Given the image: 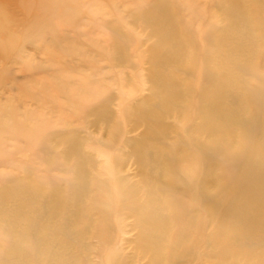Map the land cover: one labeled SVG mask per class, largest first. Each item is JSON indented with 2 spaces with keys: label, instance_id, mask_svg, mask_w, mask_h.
I'll return each mask as SVG.
<instances>
[{
  "label": "bare ground",
  "instance_id": "bare-ground-1",
  "mask_svg": "<svg viewBox=\"0 0 264 264\" xmlns=\"http://www.w3.org/2000/svg\"><path fill=\"white\" fill-rule=\"evenodd\" d=\"M167 1L168 0H154L151 4V9H149L150 11L147 10L148 13L145 12L144 18L142 17L144 19V26H145L143 28L144 29L146 28L149 30V32L147 33L146 36L148 38L149 37L154 38L153 43H151V45L146 47L147 50H146V52L144 51L145 52L144 58H143V53L142 52L140 53V54H142L141 60L144 61L145 65H146L145 71L143 73V78L145 79V82H146L145 84L148 85L146 95H142L135 102H127V101L124 102L123 99L117 100V106L120 108V110L118 113H115L111 107L113 106V103H114V100L116 97H114L108 91L105 92L106 89L104 91H101V93L97 92L98 89H100L101 87L106 85V83H105V85H103V82H105L106 80L105 79H103V80L102 79H94V78L91 79L90 77L86 76L84 79H81L83 81V87L80 86V88H79V86H77V88H79L80 90L76 89L75 91L78 92L79 96L81 95L82 99H84V97H86L87 99L93 98L94 100H92V102H90V103H86L85 106H81L82 107L81 109H83V110L81 113H78V109H80L79 102H81L82 99L80 98L79 102L78 101L76 102V100H78V99L73 100L74 96L71 97L72 95H70L72 92L69 94V96L66 94V96L64 98L65 102L67 103V101H68L70 103L69 105H71V104L75 105L76 104L75 105L76 107L73 111L70 110L73 115L71 116L70 115L71 113H70L69 117H68L69 119H66L67 117L63 118L64 119L63 120V124H64L63 127L64 128L61 131L59 130L60 128L57 129L59 132L57 133V137L53 141L55 146H57V145L59 147L63 146V149L61 151V155L63 157V160L65 161L63 163H65V164L68 163L67 165L70 164V167L68 168L70 178L68 179V181L66 183L67 184L66 188L58 186V185L51 187L47 191H42L40 189H31L30 188L32 191L30 189H29V191H31L32 193L29 194L28 197L30 200H32L31 201L32 203H28V205L31 204L28 206V205L23 203V202L27 203V200L25 199L27 197L26 195H23L22 193L20 195L12 193V194H14V195H12L10 192V189L5 187L8 184L3 186V187H0V233L2 235H5L8 237V242H9L8 247H10L9 248V255L12 259L15 260L14 261L15 263L12 261H8L7 259H3L4 257H2V255L0 254L2 257V258L0 257V260H1L0 264H5L6 262H8V263L12 262V264H23V262H25V259L27 257L28 252H26L27 249L26 250L24 249L25 247L22 248L23 245L20 244V241H22L24 244L25 243L24 241L26 238H27V242H30V240H32L35 243V245H36V243L41 245V247H40L37 244L36 246H38V247H36V248H42V251H40V252H42L43 254L48 253L51 249L56 250L55 246L57 247V249L59 248L61 250V252L63 250H65V248H66L65 251L67 252V250H69L68 248H70V247L64 248V246H66V245L61 246L60 244H59L60 246L58 247V245H57L58 242L56 243L54 241V238H56L57 236H58V238L61 237L58 234L69 236L72 232L68 228H66L68 225H73V224L79 225L80 223L86 221L87 216H89V215L84 214L85 210H86L84 207L86 205L85 202L88 199H90V197L92 196L91 186H93V184L99 191H101V188H103V191H104V188L108 189V191L111 188H116L117 194L119 196V201H120L119 203L121 204V207H119V209L120 208H123V209L128 208L127 209L129 211L128 213L130 214L131 219H132V222L130 223L131 227L130 226H128V227H130L133 230L136 229L138 231V235H137L136 239L133 240L137 250H139L142 253L141 254L142 256H145V253H151L153 258L158 257L155 264H190V257L193 259V257L195 256V255H193L194 249L192 248L193 250H190V248H189V250L192 251L193 253H190V251H185L186 254L184 252V255H186L185 256L186 259L185 260L183 259L184 260L183 261L182 259L179 258L182 253L180 254V256L179 255L177 256L175 254V251L178 250L176 247L179 246L178 241L172 242V241L168 240L169 233L175 229V228H173L172 224H170V221H171L170 219H172V218L170 217L169 213H171V214L174 213V212H170L172 210L171 206L172 207H174V206L179 207L181 210H183V212L186 210L187 214L189 216L188 219L191 216L194 220L196 218V215H198V214H196V210H199L196 208H201V210L203 211V213L205 214V216L207 218L206 220L208 221L209 226H211L212 230H214L216 237L218 239L227 238L230 240V242H232V244L237 243L239 240V237L250 238L249 234L251 232H252L251 234H253L255 232V231H252L253 229L256 230V228H257V229L264 232V118L261 116L262 112H263V111L261 112V110L263 109V104H264V100H263L264 99L263 98L264 97V86H262L261 83L264 84V81L262 82V80H261L262 75L259 76L258 74L254 73L252 71V68L257 63L254 66H252V68L250 66V65H252L251 64L252 59L258 58L257 56H259V55H261V57H262V55L264 56V19L260 23L259 28H255L256 27V26L254 27V25H256V24H254L255 22L250 23V20L246 16L247 12H246V8H244V4L242 3V0H225L224 1V3H223L224 12L223 11L222 12L224 13L225 24H223V22H222L223 25L221 24V26H217V27L214 26L212 23L209 25L207 24L208 27L206 26V29L202 35V37H203L202 43H203L204 48L201 52V67H200L199 79H198V82H199L198 85L201 88H199V90H197V92H195V91H193L194 84H193V86L190 84V78H191L190 77L191 76V70L190 69L192 68V67H190V63L192 61H194L193 59H195L200 54V51H199V54L196 56V51L198 48L200 49V47L199 46H198V48L194 47V44L196 43V41L198 42V39L200 40L201 37L200 38L198 37L196 40V36L194 35L195 41L190 39V40H188L189 41L188 43H187V41L184 42L182 40L181 36L184 34L187 35V33L183 34L181 31V33H182V35H181L180 31L177 28L178 25L176 26L175 21H173L174 17L172 18V16H171V11L175 7H172V5L169 4ZM60 2L61 1H59V3ZM196 2H200V1L196 0L193 3L196 5ZM133 3H135V2H133ZM188 3L190 6V2H188ZM188 3H187V5H188ZM184 4L182 5L183 7H184ZM255 4L258 6V9L261 10L259 12L263 13L264 1L263 0H255ZM49 6L50 5L48 4V1L47 2L46 1L41 2L38 5V7L40 9H42L41 12L46 11L49 8ZM59 6H61V5H59ZM180 8H181V6H179V11L181 10ZM185 8H187V7H185ZM197 8H198V6H196V10H197L196 12L198 13L200 8H199V10ZM176 9H174V10H176ZM201 9H202V7H201ZM95 11H97V10H95ZM177 11L178 10H176V12ZM256 11H257V9L255 10V15H256ZM61 12H62V10H61ZM182 12H184V10H182ZM39 13L40 12L38 10L34 17L32 15L33 19H31V20H29L28 18L23 20L26 22V24L29 23L26 25V27L28 26L25 30L26 35H28V34L34 35L38 32V30H42L46 27V25H45L46 22H43V20L38 18ZM58 13H60V12L58 11ZM93 13L94 12L92 11V14ZM95 13H97V12H95ZM181 13H180V16H181ZM202 13L203 12L201 11V14ZM184 14H186V13L184 12ZM199 14L198 15L194 14V15L198 16V17L195 16V18L196 19L198 18V20L201 19V21H202V15L200 14L201 18H199ZM7 15H8V13H7L6 7L1 5V7H0V31L10 32V30L12 29L11 28L12 25L17 24L16 20L10 19ZM53 16L54 17L56 16L55 13L53 14ZM262 16H264V13ZM100 17H98V18L100 19ZM184 17L186 19H188L187 16H184ZM205 17H206V14H205ZM253 17L257 18L256 16H253ZM260 18L262 19V17H260ZM261 19H259V21H261ZM139 21H140V19H139ZM192 21H195V19L193 18ZM197 23L199 24L198 21H197ZM252 23L254 25H251ZM104 24H106V22ZM111 24H113V23L111 22ZM135 24H137V22ZM181 24H182V22H181ZM198 24H196V25L198 26ZM107 25H109V24H107ZM186 25H187V23H185V26ZM190 25H187V27H188L187 30L189 29V27L192 26V25L191 26ZM196 25L194 27H196ZM200 25H201V23H200ZM215 25H217V24H215ZM218 25H220V24H218ZM137 26H139V25L137 24ZM182 26H178V27H182ZM185 26H183V27H185ZM48 27L49 26H47V28ZM110 29H112V28H110ZM110 29H108V30H110ZM183 29L185 30L186 28H183ZM196 29H194L195 31L192 30L194 32V34L195 33L197 34V31L199 30L198 29L196 31ZM113 30H111V32ZM118 30H120V29L117 28L116 32ZM184 30H183V32L186 31V30L185 31ZM189 30H191V29H189ZM120 32H122V31H120ZM118 33L119 32H117V34ZM112 34L109 37H112ZM120 35H121V33H120ZM185 35H184V37H185ZM115 36L118 37L117 35H115ZM124 36L125 35L123 33V37H120V39L121 40H122V38L124 39ZM127 37H129V35ZM190 37H188V38H190ZM118 38H116V39L118 40ZM113 39H111L110 41H112ZM120 39L117 41L118 43H119ZM113 41H115V40H113ZM113 41H112V43H113ZM115 42H114V46L117 45ZM259 42H262L263 49H259V47H258ZM121 43H119V45H117L118 46L117 51H119V54H116V55H118L117 58H115L114 60L111 59L110 62L112 60H113V62L116 61L118 63L117 67H118V65H120V67L123 68V66H121V65L123 64V62L125 61V58H127V55H128L127 54L125 57L126 53H124L123 50L127 45H129V47H132V46H130V41L127 45H124L125 44L124 43L123 44L124 47L120 46ZM197 45H199V44H197ZM114 48H116V47H114ZM195 49H196V51H195ZM76 50H77V48H76ZM114 51H116V49H114ZM128 51H130V50H128ZM74 52H75L74 54L77 55L76 51H74ZM116 55H115V57H116ZM78 56H80V55H78ZM130 58L131 57L129 56V59ZM255 62H256V60L254 61V63ZM257 62H260V61L257 60ZM197 63L198 62H196V65H198ZM257 65H259V64H257ZM129 67H130V69H133L134 67H136V65H134L130 62ZM253 70H254V68H253ZM93 71H94V74H98L101 72L98 69H93ZM121 72H123V71H121ZM68 74H70V73H68ZM123 74H125V71ZM79 75L81 76V74H79ZM137 75L139 77V74H137ZM196 75L197 74H195L194 76H196ZM70 76H72V75L70 74ZM248 76L254 78V81L252 80L254 82V84L248 83V80H247ZM82 77H84V76H82ZM91 77H93V76H91ZM141 77L142 76L139 77L140 80H142ZM74 78L76 79V76ZM127 78L128 77H125L124 80ZM60 79H61V77H60ZM75 79H74V81H75ZM78 79L80 80V78H78ZM64 80H66V79H64ZM67 81H69V85H73V78H72V84H71V81L69 79ZM78 81H75L74 84H77V83L80 84ZM142 81H144V80H142ZM56 82H57V78H56ZM58 82H59V80H58ZM118 82H121V81L118 80ZM123 82H125V81H123ZM131 82H134V80ZM57 84H59V83H57ZM120 84H122V83H120ZM120 84H119V86H120ZM42 85L44 86V84H42ZM67 85H68V83L66 84V86ZM127 85H124V86H127ZM132 85H133V83H132ZM134 85L137 88L136 84H134ZM68 86H67V88H68ZM131 86L129 84V87H131ZM41 87H39V89H41ZM197 87H198L197 84H195V88H197ZM42 88L44 90L46 89L44 87H42ZM131 88H134V87H131ZM59 89H60V87H59ZM91 90H93V91H91ZM130 90H132V89H130ZM65 91L67 92V90H65ZM125 91H127V93L129 92L128 89ZM129 93H131V92H129ZM118 96L121 97V95H119V94H118ZM191 97H193V98L195 97L196 104H195L194 108L192 106L193 102L191 100ZM82 103H83V101H82ZM67 107L68 106H66V108ZM6 108H7V106H6ZM249 108H252L254 110L251 112L252 117L255 118V120L253 121V125H251V122H250V125H247L246 123H244L240 119L241 113L243 111H246ZM126 109H128V110H126ZM190 111H192V113L194 112L193 115H196L195 119H197V120L195 122L192 121V115H190ZM260 112H261V114H260ZM12 113H15V112H10V113L9 112H4V113L2 112V115L0 117L2 118V117H5L6 115L7 116L15 115ZM29 113H30V111H29ZM249 113H250V111H249ZM19 115H20V113H19ZM28 115H27V118H29ZM35 115H37V114H35ZM24 117H25V113H24ZM34 118H36V117H34ZM119 118H122V120L123 119L127 120V122L130 123V125H128V130L125 131V135L124 134L122 135V133H121L120 123L118 122ZM25 119H26V117H25ZM168 119H170V122ZM32 120H35V119H32ZM37 120H39V118H37ZM73 121H76L78 123V124L76 123L77 127H79L78 125L80 122H81V125H82V122H85L86 124H88L87 125V132L88 133H86L85 135H80V132H79L80 129L77 130V128L72 127L71 124H73L72 123ZM34 122H33V124H34ZM24 124H26V123H24ZM92 126L96 127L95 131H97V129L99 127L102 128L103 136L100 139H97V138L95 139V137L93 136V133L90 130V127H92ZM122 126H124V125H122ZM20 129H21V127H20ZM138 129H140V132L139 133L137 132L138 133L137 136L129 137L130 133H132L133 131L135 132ZM82 130H83V128H82ZM122 130H124V129H122ZM91 133H92V135H91ZM18 134H22V133L19 132ZM126 134H128V135H126ZM120 137H121V143L122 144H120L119 146H121V148L117 147L116 150L118 153L126 151L125 152L126 154L123 153L124 154L123 162L119 161L118 163L115 162V164H114V167L116 168L115 170L117 172H116V175L114 176V187H113L112 185L109 186V183H108V181L110 182L111 180L108 179V181H106L104 179L93 178L91 176V170H94V171L98 170V166L100 165L99 160H102V158H103L102 157L101 159L97 160V159H94V155L97 153H100V151H102L103 149L101 150V147H99L100 148L99 150L97 148L94 150L92 149L91 151L95 152V154L92 155L93 152L89 153L90 150L87 151L84 147L86 145H88V143H93V142L95 144L101 143L105 146L106 145L107 146L114 145V143H116L117 139ZM6 143H7V141H6ZM16 144H15V146H17ZM0 146H1V144H0ZM55 146H53V147H55ZM2 147H4V145ZM11 147L12 148L14 147V145H12V143H11V146H9V148H11ZM86 147H88V146H86ZM6 149H7V147H6ZM49 150L50 149H45L43 147L42 149L39 150V153H41V154H39V153H36V154L41 155V159H43V161H44V159L47 160V157L50 156ZM96 150H98L99 152H97ZM16 152L14 151L13 153H16ZM57 152H58V150H57ZM104 152L105 151L103 150V153ZM9 154H10V152H9ZM11 154H12V152H11ZM100 154H102V153H100ZM100 154H98V156ZM114 154H115V152H114ZM42 155L44 158H42ZM106 155H107V153H106ZM56 156L58 157V155H56ZM8 157H9V155L7 154L6 158H8ZM11 159H13V157L9 158V161H8L9 163H10ZM51 159L48 158V160H47L48 168L50 167V168H53L56 170L60 169L61 168L60 164L56 163L55 162L56 160L54 161V159H53V161H52ZM110 160H111V158H110ZM212 161H217L218 163H216V164L220 165V166H218V165L214 164V165L218 166L219 168H221L222 171L220 174L218 172L217 173L215 172V169L212 165ZM100 162H103V161H100ZM9 163H8V165H10ZM104 163H102V165H104ZM5 164H6V162H5ZM5 164H3V165H5ZM39 165L37 164L36 168H39L38 167ZM20 166H22V165H20ZM24 166L25 165H23V168H24ZM26 167H28V166L26 165L25 168ZM32 169H30V170H32ZM128 170H131L132 173H130V172L128 173L127 172ZM35 171H36V169H35ZM65 171L67 173V170H65ZM105 171H106V168H105ZM118 171H121V172L123 171V172L118 174L119 173ZM32 172H33V170H32ZM96 172H98V171H96ZM100 174H103V173H100ZM0 176H2V175H0ZM4 176L7 177V175H4ZM10 176H12V175H10ZM35 176H37V175L35 174ZM38 176L41 177L40 175H38ZM12 178H14V177H12ZM31 178H32V176H31ZM45 178H42V179H45ZM6 179H8V177ZM6 179H5V182L7 181ZM26 180L24 179V181H26ZM36 180H38V179H36ZM9 182H11V181L9 180ZM26 182H24V183H26ZM32 183H34V179H33ZM36 183H35V185L40 184L39 182L37 184ZM12 184L18 186V184H15V182H13ZM66 184H64V185H66ZM14 185H12V186H14ZM9 186H11V185L9 184ZM26 186L32 187L33 185L28 184ZM25 189L26 188H24V190ZM99 191H98V193L100 194ZM15 195H17L18 198L19 197L20 198L19 199L14 198V197H16ZM8 196H9V198H11V196H14L13 197L14 199H12L14 201H12L10 199L11 200L10 202H15V203H13L12 207H11V203H10L9 207H11V208H6V206H4V205H6L5 201H6ZM105 196H106V194H104V197ZM96 197H97V195H96ZM98 197H100V195ZM15 199H17V200H15ZM23 199H25V201H23ZM109 199H112V198H108V201H109ZM115 199H117V198H115ZM104 200H105V198H104ZM7 201L9 202V200H7ZM100 201L102 203L101 199H100ZM106 201H107V199H106ZM113 203L111 205H113ZM222 203H224V204L221 205ZM108 204H109V202H108ZM120 204H119V206H120ZM7 205H8V203H7ZM190 206H192L191 209H190ZM89 207L91 208L90 205H89ZM96 207H98V206L96 205ZM96 207L94 205L93 210L94 209L96 210L97 209ZM101 209H102V206H101ZM105 209H106V207H105ZM190 210H191V212H190ZM88 211L90 212V210H87V212ZM92 212L93 211H91V214H92ZM104 212H103V214H106ZM120 212L121 211H118V217L117 218L120 217L119 216ZM124 212H126V211H124ZM124 212L122 211V213H124ZM198 213L202 214V212H200V211ZM98 214L100 215V214H102V212L98 213ZM98 214H97V216H98ZM177 214L179 215V212ZM184 214L182 213L183 218L185 217V215H187V214H185V215ZM176 215H174V216H176ZM97 216H95L94 218H96ZM182 216L180 213L179 217L181 218ZM104 217H106V216H104ZM122 217L125 218V216H121L120 218L122 219ZM91 218H92V216H91ZM117 218H116V222H118L117 220H119ZM124 218H123V220H124ZM173 219H175V217H173ZM177 219H179V218L177 217L175 219V221ZM24 220H25V222H27V224L26 225L24 224L25 226L23 225V223H22L23 226L19 225L18 222L19 221L23 222ZM99 220H101V219H99ZM99 220H97V221L99 222ZM102 220H103V218H102ZM108 220L110 221L109 217H108ZM190 220H191V218H190ZM125 221H127V220H125ZM179 221L180 222H178V224L181 223V221L184 223L185 219L184 220L180 219ZM171 222L173 223V221H171ZM59 223H61L62 226L64 225V228L61 229V226L59 225ZM89 223H88V225L91 224V223L90 224ZM92 223H94V222H92ZM97 223H95V224L97 225ZM101 223H104V221L103 222L101 221ZM175 223H177V222H175ZM189 223H190V221H189ZM40 224H42L43 227H44V224H46L47 226H49L48 228H50L51 230H48V233L46 231V233H44L45 234L44 235L42 232H40L41 231L39 229ZM55 224L60 226V228L56 227V229H54L56 226ZM84 224H82V225L86 226V223H84ZM99 224H98V227H99ZM110 224H111V222H110ZM185 224L187 225V219H186ZM191 224L193 225V223H191ZM42 225H41V227H42ZM108 225H109V222H108ZM182 226H183V224H182ZM182 226L180 228H182ZM86 227H85V229H86ZM98 227H96V228L98 229ZM128 227H127V230H128ZM204 227H205V224H204ZM57 228H59V229H57ZM74 228H77V227H74ZM91 228L92 227L90 226V230L92 231ZM108 228H109V226H108ZM180 228L178 227V230ZM194 228H196V227H191V230ZM251 228H253V229L250 230L251 232H249L248 229H251ZM82 229H84V227ZM85 229H84V231L81 230V232L79 231V229H77V230L80 232V235L82 233L85 236V234H86ZM88 229H87V231H88ZM107 229H105V230H107ZM187 229L188 228L186 226V229H184L185 230L184 233L187 231ZM246 230H248L249 234H248V232H246L242 236V234H240V232H244ZM259 230H257V231H259ZM44 231H45V227H44ZM94 231H96V230H94ZM113 231H114V227H113ZM103 232H105V231H103ZM103 232H100V233L102 234ZM105 233H107V232H105ZM178 233L182 235V232L181 233L178 232ZM187 233L189 235L190 232L188 231ZM1 234H0V238L2 237L1 239H4L5 236L3 238V236ZM77 234H79V233H77ZM108 234H110V233H108ZM261 234L259 236L260 237L259 240L261 239ZM103 235H104V233H103ZM211 235H212V233H211ZM263 235L264 234H262V236ZM67 236H66V239H67ZM183 236H186L187 237L186 240H188L189 237L187 235L183 234ZM7 237H6V239H4L5 243L7 242ZM82 237H81V239H82ZM85 237H83V238H85ZM176 237H177V235L176 236L174 235L173 236L174 239H172V240L175 241ZM28 238L30 240H28ZM69 238H68V243H69ZM98 238H99V235H98ZM212 238H214L213 235H212ZM254 238L258 239L253 234L252 238H250V239L252 240ZM176 239H179V238H176ZM76 240H78V239L76 238ZM99 240H101V238H99ZM180 240H182V239H180ZM203 240H204V243H203L204 246L203 245L202 246L204 248V247L208 246L209 244H207L205 246V244H206L205 241H207L206 237ZM259 240H257V241L260 242ZM263 240L264 239H262V241ZM42 241L48 243L49 247H47L45 245L46 248H48V249H46L42 246V244H43V243L41 244ZM53 241L56 243L55 246L53 245V243H54ZM73 241H75V240H73ZM133 241H131V243ZM210 241L211 240H209V242ZM252 241L255 242L256 240L255 241L252 240ZM0 242H1L0 244H2L3 240ZM80 242L86 243V242H89V240L84 241L82 239V241L80 240ZM80 242L76 241L77 244ZM240 242H238V244ZM112 243L113 242H111V244ZM183 243L186 244V241ZM191 243H192V241H191ZM27 244L29 246V243H27ZM187 244H188V242H187ZM229 244H231V243H229ZM259 244H262V243H259ZM7 245L5 244V246H7ZM69 245H72V242ZM86 245H87V243H86ZM189 245H191V244H189ZM213 245H215V243ZM222 245H223V243H222ZM222 245L220 246L221 249H222ZM256 245H258V244H256ZM77 246H79V244ZM89 246H87L88 250L90 249ZM181 246H183V245H181ZM195 246H196V244H195ZM212 246L210 247V245H209L210 249H213ZM250 246H252V245H250ZM0 247L3 248L1 245H0ZM74 247H76V246H74ZM80 247L81 246H79V248ZM123 247H125V246H123ZM94 248H92V250ZM127 248L125 250H127ZM129 248H130V246H129ZM166 248H168V250L170 249V251L168 252L166 250ZM175 248H176V250H175ZM253 248L255 249L256 247H253ZM71 249L73 250V248H71ZM83 249L84 248H82V251L79 249L80 251L78 252L74 248L75 255L83 252ZM199 249H201V248L199 247ZM199 249H197V250L199 251ZM225 249L228 250L227 248H225ZM225 249H224V252H225ZM77 250H78V248H77ZM90 250H89V253L90 252L92 253V251H90ZM0 251L2 252V249ZM117 251H118V249L116 250V252ZM198 251H197V253H198ZM164 252L165 253L167 252V256L165 258L166 261H164L162 259V256H163L162 254H164ZM200 252H201V250H200ZM202 252L204 253V251H202ZM211 252L214 253V256L220 255V253H221V251L220 252L217 251L218 254L215 255V253H217V252H214L213 250ZM229 252L230 251H228V254H229ZM56 253H58V252H56ZM70 253H72V252H70ZM93 253H95V249H94ZM203 253H201V254H203ZM7 254H8V252H7ZM43 254H41V255H43ZM151 254H149V255H151ZM206 254H207V251H206ZM206 254H205V256H206ZM228 254H227V257H228ZM45 255L47 256V254H44V257H45ZM52 255H54V254H52ZM52 255H48L49 256V263H53V258L50 260V256H52ZM81 255L85 256L83 253H81ZM81 255H80V257H83ZM135 255H136V253H135ZM199 255L200 254H198V256ZM209 255H211V257L213 256L211 253H209ZM56 256H57V254H56ZM65 256L67 257L68 254ZM72 256L73 257H71V254H69V257L71 259L73 258V260H75L76 257L74 258V255H72ZM236 256H237V254H236ZM58 257L57 258L60 259V256H58ZM89 257H87V258H89ZM109 257H113V255H111V256L109 255L108 258ZM202 257H201L202 263H204L205 261L203 262ZM229 257H231V256L229 255ZM261 257L263 258V256H261ZM134 258L135 257H133V256H129L130 260L127 264H134L135 263ZM147 258H149V257H147ZM153 258H150V260H153ZM195 258L196 257H194V259ZM216 258L217 257H215V260H216ZM255 258H253V259H255ZM16 259H18V261H16ZM71 259L68 258L67 260L69 261ZM76 259L77 260H75V262L73 261L75 264L78 263L77 262L78 258H76ZM36 260H38V259H36ZM62 260H63V256H62ZM64 260H66V259H64ZM206 260H208V259H206ZM231 260H232V258H231ZM236 260H237V258H236ZM111 261H113V260H111ZM242 261H244V260H242ZM251 261H249L248 263H251ZM125 262H126V260H125ZM138 262H140V261H138ZM246 262H247V260H246ZM70 263H71V261H70ZM87 263H88V261L86 262V264ZM153 263L154 262L151 261V264H153ZM200 263H201V261H200ZM208 263H209V260L207 261L206 264H208ZM210 263H212V261H210ZM218 263H220L219 260H218ZM218 263H213V264H218ZM230 263L232 264V262H230ZM235 263H236V261L234 262V264ZM9 264H11V263H9ZM64 264H66V263H64Z\"/></svg>",
  "mask_w": 264,
  "mask_h": 264
},
{
  "label": "rangeland",
  "instance_id": "rangeland-1",
  "mask_svg": "<svg viewBox=\"0 0 264 264\" xmlns=\"http://www.w3.org/2000/svg\"><path fill=\"white\" fill-rule=\"evenodd\" d=\"M45 1L46 2L48 1V4L50 6L46 11L41 12L42 9H40L38 7V5L41 2H45ZM45 1L44 0H0V7H1V5L6 7V10L8 13L7 16L10 19H14L17 21V24L12 25V27H11L12 29L10 30V32L0 31V108H1L0 109V116L2 115V112L3 113L4 112H9V113L15 112V113H12V114H15L13 116H11V115L7 116L6 115L5 117H2V118L0 117V144H1V146H0V175H2V176H0V187H3V186L8 184L5 187L10 189L11 194L15 193L17 195H20L22 193L23 195H26L27 197L25 199L27 200V203L23 202L26 205H28V203H32L31 202L32 200H30L28 197V195L32 193L31 189H40L42 191H47L51 187L57 186V185L66 188V186H67L66 183H67L68 179L70 178V174L68 172V168L70 167V164L67 165L68 163L67 164L63 163L65 161L63 160V157L61 155V151L63 149V146L59 147L57 145L58 146L57 147L53 143L54 139L57 137V133L59 132L57 129L60 128L59 130L61 131L64 128L63 127L64 126V124H63L64 119L63 118L67 117L66 119H69L68 118L69 114L71 113L70 115L72 116L73 114L71 111H73L76 107L75 106L76 104L75 105L71 104L72 105L71 106V105H69L70 103L68 101H67V103L65 102L64 98H65L66 94L69 96V94L72 92L74 95L72 93L70 95H72L71 97L74 96L73 100L78 99V100H76V102L77 101L79 102L80 98L82 99V97H81V95L79 96L78 92H76L75 90L79 89L80 86L83 87V81L81 79H84L86 76L90 77L91 79L92 78L102 79V80L105 79L106 81L103 82V85H105V83H106V85L101 87L100 89H98V90L96 89V90L98 93H101V91H104L106 89L105 92L108 91L114 97L117 98V99L115 98L113 106L111 108L115 113H118L120 108L117 106V100L123 99L124 102L125 101L135 102L142 95L147 94L148 85L145 84L146 82H145V79L143 78V73L145 71L146 65H145L144 61L141 60L142 54H140V53L141 52L143 53V58H144V54L147 50L146 47L151 45V43H153V41H154L153 37L148 38L146 36L147 33L149 32V30L146 28H145L146 29L145 30L143 28V27H145L144 26V19H143L145 16V12L148 13L147 10L150 11L149 9H151V4L154 0H145V1L144 0H45ZM59 1H61V2L59 3ZM185 1L187 3L190 2V6H189V3L187 5V3ZM195 1L196 0H168L167 2L169 4H171L172 7H175L171 11V16H172V18L174 17L173 21H175L176 26L177 25L178 26H182V25L185 26V23H187V25H190V24L192 25V26L190 25L191 27H189V29H191V30H189V29L187 30V28H188L187 25L185 27L182 26L183 28H186L185 29L186 31L182 27L177 26L180 33L182 31L183 34L187 33V35H188L187 36L184 34L185 35V37H184V35H182V33H181L182 36L181 35L180 36L182 37V40L184 42L187 41V43H188L189 42L188 40H190V39L195 41V36H196V40L198 37L199 38L201 37L200 40L198 39V42L196 41V43L194 44V47H197V48H198V46L200 47V49L198 48L199 50L197 49V51L195 49L196 56L199 54V51H200V54L197 56L198 58L196 57L195 59H193L194 61H192L190 63V67H192L190 69L191 70L190 84L192 86L194 84L193 91L197 92V90H199V88H201L198 85L199 84L198 79H199V71H200V67H201V52L204 48L203 43H202V38H203L202 35L206 29V26L208 27V25L211 23L216 27L221 26L222 22H223V24H225L224 13H223L224 12L223 3L225 0H197L200 2H196V5L193 3ZM133 2H135V3H133ZM242 3L244 4V8H246V12H247L246 16L250 20V23L255 22L254 24H256V25H254L252 23L251 25H254V27L256 26L255 28H259L260 23L264 19V16H262L264 11H263V13L259 12L261 10L258 9V6L255 4V0H252V1L251 0H242ZM183 4H184V7L182 6ZM199 4L200 5L202 4V5L200 6ZM59 5H61V6H59ZM179 6H181L180 11H179ZM196 6H198V8H197L198 10L200 8V10L203 12L202 14H201L200 10L198 11V13L196 12L197 11ZM185 7H187V8H185ZM201 7H202V9H201ZM174 9H176L178 11L176 12V10H174ZM256 9H257V11H256V15H255ZM38 10L40 12L38 18L43 20V22H46L45 23L46 27L42 30H38V32L34 35H30V34L26 35L25 30L28 27V26L26 27V25L29 23L26 24V22L23 20L26 18H28L29 20L33 19V17L35 16V14ZM61 10H62V12H61ZM95 10H97V11H95ZM182 10H184V12L186 14H184V12H182ZM58 11L60 13H58ZM92 11L94 12L93 14H92ZM95 12H97V13H95ZM54 13L56 15L55 17L53 16ZM180 13H181V16H180ZM199 13L202 15V21L203 22L201 21V19L198 20V18L197 19L195 18V16L198 15ZM194 14H196V15H194ZM200 14H199V18H201ZM205 14H206V17H205ZM32 15H33V17H32ZM184 16H187L188 19H186ZM253 16H256L257 18H255ZM98 17H100V19ZM196 17H198V16H196ZM260 17H262V19ZM138 18L140 19V21ZM193 18L195 19V21H192ZM259 19H261V21H259ZM196 20L199 22V24L197 23ZM105 22H106V24H104ZM111 22L113 24H111ZM136 22L139 26H137V24H135ZM181 22H182V24H181ZM195 23L198 24V26ZM200 23H201V25H200ZM107 24H109V25H107ZM215 24H217V25H215ZM218 24H220V25H218ZM195 25H196V27H194ZM47 26H49V27L47 28ZM110 28H112V29H110ZM114 28L116 30H117V28L120 29L117 31V32H119L118 33L119 35L117 34V32ZM108 29H110V30H108ZM194 29H196V31L199 29L197 31V34L196 33L194 34V32L192 31ZM111 30H113V31L111 32ZM183 30L185 32H183ZM120 31H122V32H120ZM120 33H121V35H120ZM123 33L125 35L124 36L125 40L123 38H122V40L120 39V37H123ZM111 34H112V37L114 39L112 37H109V36H111ZM114 34L117 35L119 38L116 37ZM126 35L127 36L129 35V37H127ZM188 37H190V38H188ZM110 38L115 40L116 42L112 40L113 41V43H112V41H110L111 40ZM116 38H118V40L120 39L119 43L122 42L120 46L124 47L123 44L125 43L124 45H127L129 43V41H130V46H132V47H129V45H127L123 50V52L126 53L125 57L127 54L131 57L129 59V56L127 55V58H125V61L121 65V66H123V68L120 67V65H118V67H117L118 63L116 61L113 62V60L115 58H117V56H118L116 54H119V51H117V48H118L117 45H119V43L117 42L118 40ZM114 42L117 44V45L115 44L116 46H114ZM197 44H199V45H197ZM114 47H116V48H114ZM258 47H259V49H263L262 42L258 43ZM76 48H77V50H76ZM114 49H116V51H114ZM128 50H130V51H128ZM74 51H76L77 55L74 54L75 53ZM78 55H80V56H78ZM115 55H116V57H115ZM257 57L258 58L252 59L253 63L251 62L252 65H250V66L252 68V66H254L256 63L259 64V65L256 64L257 66L255 65L256 67L254 66L253 67L254 70L252 68V71L254 73L258 74L259 76L262 75L261 80L263 82L264 81V78H263L264 77V75H263L264 74V56L262 55V57H261V55H259ZM111 59H113V60L110 62ZM255 60H256V62L254 63ZM257 60H259L260 62H257ZM130 62L132 64L136 65V67H134L135 69L134 68L130 69V67H129ZM196 62H198L197 63L198 65H196ZM93 69H98L101 72L98 74H94ZM121 71H123V72H121ZM124 71H125V74H123ZM68 73H70L72 76H70V74H68ZM79 74H81V76ZM137 74H139V77L142 76L141 78L144 81L140 80V78L138 77ZM195 74H197V75L194 76ZM75 76H76V79L74 78ZM82 76H84V77H82ZM91 76H93V77H91ZM60 77H61V79H60ZM125 77H128V78L124 80ZM56 78H57V82H56ZM72 78H73V85H69V81H67V80L69 79L71 81V84H72ZM78 78H80V80ZM251 78L252 77H249V76L247 77L248 83L254 84V82H253L254 78H252V79ZM64 79H66V80H64ZM74 79H75V81L79 80L78 82L80 84H78V83L74 84V82H75ZM58 80H59V82H58ZM118 80H120L121 82H118ZM133 80H134V82H131ZM123 81H125L126 83ZM57 83H59V84H57ZM67 83L69 85V86L67 85L68 88L66 86ZM120 83H122V84H120ZM128 83L130 84V86L132 85V83H133V85L136 84L137 88L135 87V85L131 86L134 88L129 87ZM42 84H44V86ZM119 84H120V86L121 85L122 86L120 87ZM195 84H197V86H198L197 88H195ZM261 84H262V86H264L263 83H261ZM124 85H127V86H124ZM41 86L46 88V89L44 90ZM77 86H79V88H77ZM39 87H41V89H39ZM59 87L61 90L59 89ZM125 87L131 93L128 92L129 93L128 94L127 91H125V90H127ZM130 89H132V90H130ZM65 90H67V92ZM91 91H93V90H91ZM118 94L121 95V97L118 96ZM84 100L85 101L87 100V101L85 102ZM92 100H94V99L93 98L87 99L86 97H84V99H82L81 102H79L80 109H78V113H81L83 110V109H81L82 108L81 106H85L86 103H90V102H92ZM191 100L193 102V103L192 102L191 103H192V106L194 108L195 104H196L195 97L194 98L191 97ZM82 101H83V103H82ZM65 105L68 107L66 108ZM6 106H7V108H6ZM126 110H128V109H126ZM29 111H30V113H29ZM249 111H250V113H249ZM252 111H254V110L252 108H249L246 111H243L240 115V119L244 123H246L247 125H250V122H251V125H253V121L255 120V118L252 117V114H251ZM261 112H262L261 116L264 118V115H263L264 114V104H263V109L261 110ZM261 112H260V114H261ZM19 113H20V115H19ZM24 113H25L26 119L24 117ZM35 114H37V115H35ZM193 114H194V112L192 113V111H190V115H192V121L195 122L197 119H195L196 115H193ZM27 115L29 116V118H27ZM34 117H36V118H34ZM37 118H39V120H37ZM32 119H35V120H32ZM168 120L170 122V119H168ZM33 122H34V124H33ZM118 122L120 123L122 135L123 134L125 135V131L128 130V125H130V123L127 122V120H124V119L122 120V118H119ZM24 123H26V124H24ZM72 123H73V124H71L72 127L77 128V130L80 129L79 130L80 135H85L86 133H88L87 132V125L88 124H86L85 122H82V125L80 122L78 125L79 127H77L76 121H73ZM122 125H124V126H122ZM20 127H21V129H20ZM82 128H83V130H82ZM99 128L97 129V131H95L96 127H94V126L90 127V130L93 133V136L95 137V139L96 138L100 139L103 136V130L101 127H99ZM122 129H124V130H122ZM19 132H21L22 134H18ZM133 132L130 133L131 135L129 134V137L137 136V134L140 132V129H138L134 133ZM92 133H91V135H92ZM126 135H128V134H126ZM6 141H7V143H6ZM11 143H12V145H14L13 148L12 147L9 148V146H11ZM15 144L17 146H15ZM120 144H122L121 143V137L117 139V142L114 143V145H110V146L106 145L105 146L101 143L95 144L93 142V143H88V145H86L88 147H86V146L84 147L87 151L90 150L89 153L93 152L92 155H94L95 152L91 151V150L92 149L94 150L96 148L99 150L100 149L99 147H101V150L103 149L107 153V155L105 152H104L105 153L104 154L103 150H102V151H100V153H102V154H100V153H97L99 151L96 150L97 154L94 155V159L99 160L103 157L102 160H99V163L102 167L99 165L98 170H95V171L91 170V176L93 178H100V179H104L106 181H108V179H109V180H111L110 182L108 181L109 186L112 185L113 187H114V176L116 175V172H117L115 170L116 168L114 167V164H115V162L118 163L119 161L123 162V159H124L123 153L126 152V151L119 152L120 154L117 152L116 148L117 147L121 148V146H119ZM3 145H4V147H2ZM53 146H55V147H53ZM6 147H7V149H6ZM43 147L45 149H50L49 150L50 156L47 157V160H48V158H50V159L52 158L51 159L52 161H53V159H54V161L56 160L55 162L59 163L61 166L60 169L56 170V169H53L50 167L48 168L47 160L44 159V161H43V159H41V155H39L41 153H39V150L42 149ZM57 150H58V152H57ZM14 151L15 152L17 151V152L13 153ZM9 152H10V154H9ZM11 152H12V154H11ZM114 152H115V154H114ZM36 153H39V154H36ZM7 154L9 155L8 158H6ZM98 154H100V155L98 156ZM56 155H58V157ZM10 156L13 157L14 160L11 159L10 163H9L8 161H9V158H11ZM42 158H44L43 155H42ZM110 158H111V160H110ZM100 161H103V162H100ZM5 162H6V164H5ZM2 163L5 165H3ZM8 163L10 165H8ZM102 163H104V165H102ZM216 163H218V162L212 161V165L215 169V172L216 173L218 172L220 174L222 170H221V168L218 167L220 165H218ZM19 164L22 166H20ZM37 164L38 165L40 164L38 166L39 168H36ZM214 164H216L218 166H216ZM23 165H25V166L27 165L28 167L25 168V166H24V168H25L24 169ZM105 168H106V171H105ZM30 169H32L33 172ZM35 169H36V171H35ZM65 170H67V173ZM96 171H98V172H96ZM118 172H119L118 174H120L123 171L122 172L118 171ZM127 172L132 173L131 170H128ZM34 173L37 176H35ZM100 173H103V174H100ZM4 175H7L8 179H6L7 177H5ZM10 175H12V176H10ZM38 175H40L41 177H39ZM31 176H32V178H31ZM12 177H14V178H12ZM42 178H45V179H42ZM5 179L7 180L6 181L7 183L5 182ZM24 179L25 180L27 179L26 180L27 182L24 181ZM33 179H34V183H32ZM36 179H38V180H36ZM9 180L11 182H9ZM37 181L41 185L37 184L38 183ZM13 182H15V184H18V186L12 184ZM24 182H26L27 184ZM35 183L37 185H35ZM9 184L11 186L14 185L15 187L14 186L11 187V186H9ZM28 184L29 185L31 184L33 186L32 187L26 186ZM64 184H66V185H64ZM23 187L26 188L27 190L26 189L24 190ZM29 189L31 191H29ZM111 189L108 191V189L104 188V191H103V188H101V191H99L94 186V184H93V186H91L92 196L90 197V199H88L85 202L86 205L84 207L86 209L84 214L89 215V216H87L86 221L80 223L79 225L78 224L68 225L66 228H68L73 234L71 233L69 236L58 234L61 237L58 238V236L57 237L55 236L56 238H54V241L56 243L58 242L57 243L58 247L60 245L61 246L66 245V246H64V248L70 247V248H68L69 250H67V252H66L65 251L66 248H65V250H63L61 252V250L59 248H58L59 250L57 249V247L55 246L56 243L53 241L54 242L53 245L55 246L56 250L51 249L50 251L48 250L49 251L48 253H44V254H47V256L52 255V254L55 255V256L54 255L50 256V260L53 258V263H49V256L47 257L45 255V257H44V254L42 252H40V251H42V248H36L38 246L41 247V245L36 243V245L38 244V246H36L35 243L32 240H30L29 238H28V240H30V242H27V238L25 239L24 244L22 241H20V244L23 245L22 248L25 247L24 249L25 250L27 249L26 252H28L27 257L25 259V262H23V264H26V263L27 264H48V263L49 264H64V263L69 264L70 261H71L70 264H75L74 262H75V260H77L76 258H78V261H77L78 263L76 262L77 264H86L87 261H88L87 264H95V263L96 264H104L106 261L107 262L105 264H127L130 260L129 256L135 257L134 258L135 263L133 262L134 264H138V263L139 264H151V261L154 262L153 264H155L158 257L153 258L151 253H145V256H142L141 255L142 253L139 250H137L133 240L136 239V237L138 235V231L136 229L133 230L130 228L131 227L130 223L132 222V219H131L130 214L128 213L129 212L127 210L128 208H124V209L120 208L119 209V207H121V204L119 203L120 201H119V196L117 194V190H116V188H111ZM98 191L100 192V194L98 193ZM104 194H106L105 197H104ZM12 195H14V194H12ZM17 195H15L16 197L11 196V198H9V196H10L9 195L5 201L6 205H4V206H6V208H11L13 206V203H15V202H10V201L14 198H17V199L20 198V197L18 198ZM96 195H97V197H96ZM99 195H100V197H98ZM104 198H105V200H104ZM108 198H112V199H109V201H108ZM115 198H117V199H115ZM17 199H15V200H17ZM25 199H23V201H25ZM100 199L102 200V203H101ZM106 199H107V201H106ZM7 200H9V202ZM12 201H14V200H12ZM108 202H109V204H108ZM7 203H8V205H7ZM10 203H11V207H9ZM112 203H113V205H111ZM93 204L95 205V207H96V205L98 206V207H96L97 208L96 210L95 209L93 210V207H94ZM119 204H120V206H119ZM223 204L224 203H222L221 205H223ZM29 205H31V204H29ZM89 205L91 206V208L89 207ZM101 206H102V209H101ZM105 207H106V209H105ZM171 208H172V210L171 211L169 210V211L174 212V213L173 214L169 213L170 217L172 218V219H170V218L169 219L171 221H173V223L170 221V224H172L173 228H175V229L169 233L168 240L172 241V242L178 241L179 246L176 247L178 250H176V248H175V250H176L175 254L177 256L178 255L180 256V254L182 253L181 256L179 257L180 259L185 260L186 255H184V252L194 249L193 250L194 253L192 251H190V253H193V255H195L194 257H196V258L194 259V257H193V259H192L190 257V264H206L208 260H209V263H210V261H212V263H210V264L218 263V260L220 262L218 264H227V263L231 264L230 262H232V264H234L235 261H236L235 264H264L263 263L264 262V240L262 241V239H264V235L262 236V234H264L263 231H261L257 228L255 230V229H253L254 227L251 229H248L249 232H251L250 230H252V229H253L252 231H255L253 234H254V236H256V238H258V239H255V238L252 239L254 241L256 240L255 242H253L250 239L253 236V234H251L252 232L250 234H249L248 230H246L244 232H240V234H242V236H243V234L248 232V234L250 235V238L239 237L238 242L241 241L242 243L240 242L238 244V242H237V243L232 244V242H230V240L227 238L218 239L216 237L214 230H212V227L209 226L208 221L206 220L207 218H206L205 214L203 213V211L201 210V208H196L199 210H196V214H198V215H196L197 219L195 218V220L191 216H190L191 220H190V218L188 219L189 216H188L186 210H185L186 212L185 211L183 212V210H181L179 207H175V206L174 207L171 206ZM191 208H192V206H190V209ZM87 210H90V212L88 211L90 214L87 212ZM91 211H93L92 214H91ZM118 211H121L119 213V216L120 217L125 216V218L124 217H122V219L120 217L117 218L118 217ZM122 211L123 212L126 211L127 213L126 212L122 213ZM199 211L202 212V214L198 213ZM101 212H102V214L99 215L98 213H101ZM103 212L106 214H103ZM178 212H179V215L177 214ZM190 212H191V210H190ZM180 213H181V216H182V213L183 214L185 213L187 215L184 214L185 217L183 218V216H182L180 218L179 217ZM97 214H98V216H97ZM103 215L106 217H104ZM174 215H176L179 219H177L175 221V219L177 217ZM91 216H92V218H91ZM95 216H97L96 217L97 219L94 218ZM107 216L109 217L110 221L108 220ZM172 216L175 217V219H173ZM102 218H103V220H102ZM116 218L119 219V220H117L118 222H116ZM123 218H124V220H123ZM99 219H101V220H99ZM180 219L181 220L185 219L184 223L181 221V223L178 224V222H180L179 221ZM186 219H187V225L185 224ZM97 220H99V222ZM125 220H127V221H125ZM188 220L190 221V223ZM101 221L102 222L104 221L105 224L101 223ZM174 221L177 223H175ZM92 222H94V223H92ZM108 222H109V225H108ZM110 222H111V224H110ZM18 223H19V225H22V223H23V225L27 224V222H25V220L23 222L19 221ZM84 223H86L87 227L82 225ZM88 223L90 225H88ZM95 223H97V225ZM119 223L120 224L122 223V224L120 225ZM191 223H193V225ZM98 224H99V227H98ZM182 224H183V226H182ZM204 224H205V227H204ZM41 225L42 224H40V226H39V229L41 231L40 230L39 231L42 232L43 234L46 233V231L48 233V230H51L50 228H48L49 226L44 224V227H45V231H44V227H43V225L41 227ZM55 225L56 226L54 229H56V227L60 228V226H61V229L64 228V225L62 226L61 223H59L60 226H58L57 224H55ZM81 225L84 227V229L86 227V229H85V231H86L85 236L86 237L82 233L80 235L81 230L84 231V229H82L83 227ZM90 226L92 227L91 228L92 231L90 230ZM108 226H109V228H108ZM112 226L114 227L115 232L113 231ZM128 226H130V227H128ZM177 226L179 228L182 226V228H180L178 230ZM186 226L188 229L184 233V231H185L184 229H186ZM74 227H77V228H74ZM96 227H98V229ZM127 227H128V230H127ZM191 227H196V228L191 230ZM59 228H57V229H59ZM77 229H79L80 232ZM87 229L89 232L87 231ZM105 229H107V230H105ZM94 230H96V231H94ZM102 230L107 232V233L103 232ZM257 230H259V231H257ZM188 231L190 232L189 235L187 233ZM100 232H103L104 235H103V233L101 234ZM178 232H180V233L182 232V235L179 234ZM77 233H79V234H77ZM108 233H110V234H108ZM211 233H212L214 238H212ZM183 234L187 235L189 237L188 238L189 241L186 240L187 237L183 236ZM260 234H261V239L259 240ZM98 235H99V238H101V240H99ZM174 235L175 236L177 235L176 238H179V239L175 238V241L172 240V239H174L173 238ZM2 236L4 238L5 235H2ZM66 236H67V239H66ZM82 236L85 238H83ZM6 237L7 236H5L4 239H6ZM81 237L84 241L89 240V242H86L87 245L84 242L83 243L80 242V240L82 241ZM205 237L207 240V241H205L206 242L205 246L207 244H209L211 247L215 243V245L212 246L213 249H210L209 245L203 248V246H204V244H203L204 240L203 239H205ZM1 238H0V241L3 240V242H4L5 240L1 239ZM68 238H69V243H68ZM76 238L78 240H76ZM180 239H182V240H180ZM73 240H75V241H73ZM209 240H211V241L209 242ZM257 240H259L260 242H258ZM76 241L80 242V243H78L79 246H81L80 248H79V246H77L78 244L76 243ZM131 241H133V242L131 243ZM185 241H186V244L183 243ZM191 241L193 244L191 243ZM3 242H2V244H0L3 247V248L0 247L2 249V252L0 251V254L2 255V257H4L3 259H7L8 261L14 262L15 260L12 259L9 255V248L10 247H8L9 246L8 237H7V242L6 243L5 242L3 243ZM71 242H72L73 246L69 245V244H71ZM111 242H113V243L111 244ZM187 242H188V244H187ZM221 242L223 243V245ZM228 242L231 244H229ZM27 243H29V246ZM259 243H262V244H259ZM5 244L6 245L8 244V245L5 246ZM41 244L44 248H46V246L49 247L47 242L42 241ZM189 244H191V245H189ZM195 244L197 247L195 246ZM256 244H258V245H256ZM181 245H183V246H181ZM221 245H222V249L220 248ZM250 245H252L253 247H256V248L254 249ZM74 246H76V247H74ZM87 246H89V248L91 249V250L89 249L90 251H92V253L90 252L91 254L89 253ZM123 246H125V247H123ZM129 246H130V248H129ZM223 246L225 248H227L228 250H226ZM199 247L201 249H199ZM71 248H73V250ZM74 248L78 252L80 250L82 251V248H84L83 252H81V253H83L85 256L81 255V253L80 254L78 253L75 255ZM77 248H78V250H77ZM92 248L95 249V253H93L94 249L92 250ZM126 248H127V250H125ZM189 248H190V250H189ZM223 248L225 249V252H224ZM46 249H48V248H46ZM117 249H118V251L116 252ZM197 249H199V251ZM166 250L168 252L170 251V249L168 250V248H166ZM200 250H201V252H200ZM212 250L214 252H217V251L220 252L221 251V253H220V255H217L218 254V252H217V253H215V255H217V256H214V253L211 252ZM55 251L58 253H56ZM197 251H198V253H197ZM202 251H204V253ZM206 251H207V254H206ZM228 251H230L231 253L229 252V254H228ZM7 252H8V254H7ZM70 252H72V253H70ZM134 252L136 253V255ZM208 252L211 253L213 256L211 257V255H209ZM201 253H203V254H201ZM235 253L237 254V256ZM41 254H43V255H41ZM56 254H57V256H56ZM67 254H68L67 257L69 259H71L69 257V254H71V257H73L72 255H74V258L76 257L75 260H73V258H72L71 260L68 261L67 260L68 258L65 256ZM149 254H151V255H149ZM185 254H186V252H185ZM198 254H200V255L198 256ZM205 254H206V256H205ZM227 254H228V257H227ZM1 255H0V257H1ZM80 255L83 257H80ZM109 255L110 256L113 255V257L108 258ZM162 255H163L162 259L164 261H166L165 258L167 256V252L166 253L164 252V254H162ZM229 255L231 257H229ZM58 256H60V259H58L59 258ZM62 256H63V260H62ZM261 256H263V258ZM85 257L86 258L89 257L90 259L89 258L86 259ZM147 257H149V258H147ZM201 257L203 258V262L205 261L206 263L205 262L202 263ZM215 257H217L216 260H215ZM250 257L252 259L255 257L256 258L252 260ZM150 258H153V260H150ZM205 258L208 260H206ZM231 258H232V260H231ZM236 258H237V260H236ZM36 259H38V260H36ZM64 259H66V260H64ZM241 259L244 261H242ZM111 260H113V261H111ZM125 260H126V262H125ZM246 260H247V262H246ZM16 261H18V259H16ZM138 261H140V262H138ZM200 261H201V263H200ZM249 261H251V263H248ZM12 262H9V263L12 264ZM9 263L6 262L5 264H9Z\"/></svg>",
  "mask_w": 264,
  "mask_h": 264
}]
</instances>
